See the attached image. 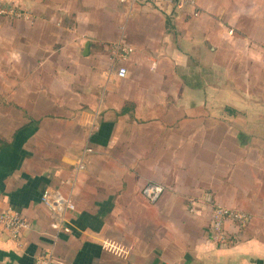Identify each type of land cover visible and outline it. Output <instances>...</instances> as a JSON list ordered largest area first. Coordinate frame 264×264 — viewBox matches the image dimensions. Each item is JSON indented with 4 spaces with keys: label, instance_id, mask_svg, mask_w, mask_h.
I'll list each match as a JSON object with an SVG mask.
<instances>
[{
    "label": "crops",
    "instance_id": "0c3cea01",
    "mask_svg": "<svg viewBox=\"0 0 264 264\" xmlns=\"http://www.w3.org/2000/svg\"><path fill=\"white\" fill-rule=\"evenodd\" d=\"M0 1V212L31 226L0 264H264V0ZM213 202L251 215L229 245Z\"/></svg>",
    "mask_w": 264,
    "mask_h": 264
},
{
    "label": "built area",
    "instance_id": "2783aa9c",
    "mask_svg": "<svg viewBox=\"0 0 264 264\" xmlns=\"http://www.w3.org/2000/svg\"><path fill=\"white\" fill-rule=\"evenodd\" d=\"M126 1V0H120ZM130 2H146L153 1L159 3H174L180 7H193L195 13L197 11V0H129ZM0 13L8 16H20V11L13 8H5L0 6ZM116 51L121 49L125 51L120 44L115 47ZM127 74L125 66L120 65L117 67L116 75L119 78H124ZM83 169L82 158L77 162L76 170ZM145 197L154 202L164 192V187L161 184L148 182L142 188ZM207 201L211 202L209 197ZM42 203L49 209L50 212V226L58 232H69L67 226L66 215L67 212L73 211L75 205L70 195H64L56 190L44 189L41 196ZM251 215L241 209H235L221 205L219 203H212L211 206V222L209 227V238L214 245H229L239 239L245 227L250 222ZM0 225L4 232L12 240H18L24 230L30 229L29 221L16 209L7 207L0 212ZM52 250H46L39 254L34 264H53Z\"/></svg>",
    "mask_w": 264,
    "mask_h": 264
},
{
    "label": "rangeland",
    "instance_id": "374dc122",
    "mask_svg": "<svg viewBox=\"0 0 264 264\" xmlns=\"http://www.w3.org/2000/svg\"><path fill=\"white\" fill-rule=\"evenodd\" d=\"M2 5H4V4L0 1V6H2ZM14 19H15V17L0 13V23H1V21H9V20H14Z\"/></svg>",
    "mask_w": 264,
    "mask_h": 264
}]
</instances>
